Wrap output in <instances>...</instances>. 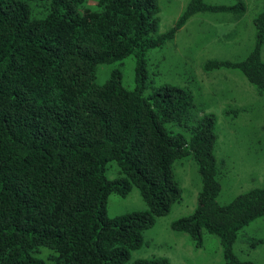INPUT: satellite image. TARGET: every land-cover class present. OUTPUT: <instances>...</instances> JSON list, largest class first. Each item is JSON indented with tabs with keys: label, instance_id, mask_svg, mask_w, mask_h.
<instances>
[{
	"label": "trees",
	"instance_id": "1",
	"mask_svg": "<svg viewBox=\"0 0 264 264\" xmlns=\"http://www.w3.org/2000/svg\"><path fill=\"white\" fill-rule=\"evenodd\" d=\"M88 1L0 0V264L127 262L142 247L144 232L180 201L173 164L186 157L197 166L201 189L193 212L171 229L197 247L203 234L217 237L223 264H253L239 260L233 245L264 217V186L218 204L215 115L183 87L166 84L143 96L149 51L172 41L193 15L240 18L244 3L190 0L158 33L157 0ZM252 25L254 45L244 59L207 60L202 71H238L261 94L264 9ZM130 55L133 88L123 85L119 69L95 82L98 65ZM110 162L118 168L112 179L106 176ZM133 187L147 209L109 216V195L126 196ZM129 264L169 262L136 258Z\"/></svg>",
	"mask_w": 264,
	"mask_h": 264
},
{
	"label": "rangeland",
	"instance_id": "2",
	"mask_svg": "<svg viewBox=\"0 0 264 264\" xmlns=\"http://www.w3.org/2000/svg\"><path fill=\"white\" fill-rule=\"evenodd\" d=\"M94 1L89 0L87 4L92 6ZM237 1L203 0L209 5H233ZM241 1L246 10L240 18L226 13H197L175 33L172 41L161 49L149 51L146 56L148 78L143 96L166 84L183 87L193 93L195 101L204 106L206 113L216 117L214 154L221 186L217 198L220 205L264 186V93L260 94L238 71H202V64L207 60L237 62L251 51L255 33L252 20L264 9V0ZM189 2L157 0L158 33L169 29ZM32 8L39 13L40 7L32 4ZM261 59L264 62V45ZM134 68L135 58L132 55L122 61L100 64L95 82L103 83L111 70L119 69L123 85L133 88ZM228 109H239L240 112L233 118L223 114ZM167 128L180 131L172 124ZM117 170L114 162L108 163L106 176L109 179L116 177ZM173 173L182 191L180 201L172 206L168 215L157 218L155 225L144 232L142 247L132 250L123 264H129L136 258L157 257L166 258L169 264H223L222 248L217 237L203 234V244L197 247L187 234L171 229L173 221L193 212L197 193L201 189L198 169L191 157L176 161ZM146 209L136 187L126 196L111 194L107 199L109 216ZM257 240L262 243L253 245ZM233 252L241 261L264 264V217L239 233Z\"/></svg>",
	"mask_w": 264,
	"mask_h": 264
},
{
	"label": "crops",
	"instance_id": "3",
	"mask_svg": "<svg viewBox=\"0 0 264 264\" xmlns=\"http://www.w3.org/2000/svg\"><path fill=\"white\" fill-rule=\"evenodd\" d=\"M227 76V75H226ZM228 77V76H227ZM227 79V78H226Z\"/></svg>",
	"mask_w": 264,
	"mask_h": 264
}]
</instances>
